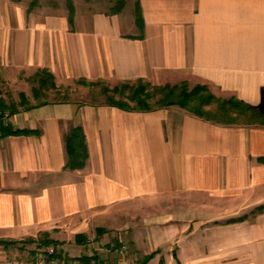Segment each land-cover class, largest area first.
<instances>
[{"label":"crops","instance_id":"0c3cea01","mask_svg":"<svg viewBox=\"0 0 264 264\" xmlns=\"http://www.w3.org/2000/svg\"><path fill=\"white\" fill-rule=\"evenodd\" d=\"M67 1L0 0V79L200 84L264 109V0H131L127 16L125 0L115 14L70 0L73 24ZM9 115L31 134L0 138V241L100 237L107 262L91 264H116L122 243L138 264H264V126L76 100ZM77 127L88 157L72 171L65 137ZM21 251L0 246V264Z\"/></svg>","mask_w":264,"mask_h":264},{"label":"trees","instance_id":"16d2710c","mask_svg":"<svg viewBox=\"0 0 264 264\" xmlns=\"http://www.w3.org/2000/svg\"><path fill=\"white\" fill-rule=\"evenodd\" d=\"M123 7L124 0H118L115 7L111 9V13L115 14ZM67 8L68 21L70 24H73L74 10L70 0L67 1ZM135 22L140 32H142L143 20L138 4L135 7ZM32 78L38 84L39 90L47 86L52 89L55 88L53 76L46 71H39ZM76 84L83 87L102 86L101 93L105 98L104 103L126 111L146 112L156 108L177 107L197 118L216 124L264 126V113H261L259 108L252 107L234 98L219 99L205 85H197L192 89H189L185 83L151 86L142 80H137L134 83H121L114 87H108L102 83H87L85 81H78ZM20 100L18 107L24 106L26 103L23 94H20ZM93 102L96 101L93 100ZM16 108L17 106L13 104L7 106L5 101L0 98L1 111L11 114ZM27 134H31V132L13 131L10 127H7L1 129L0 138ZM65 152L67 157L65 167L67 169L73 171L84 167L88 152L81 128H74L65 137ZM47 236L45 234L43 235V239L29 238L21 242L0 241V246L7 248L20 244L23 248L28 245H34L35 250L46 249L49 246L56 248L59 242ZM74 240L77 245H83L87 242V238L84 235H76ZM55 256L60 258L59 253L55 252ZM65 260H69V258ZM74 260L81 264H91L92 261H96V257H80Z\"/></svg>","mask_w":264,"mask_h":264},{"label":"rangeland","instance_id":"374dc122","mask_svg":"<svg viewBox=\"0 0 264 264\" xmlns=\"http://www.w3.org/2000/svg\"><path fill=\"white\" fill-rule=\"evenodd\" d=\"M44 1V0H43ZM75 9L77 12H83L85 8V0H74ZM118 0H90L93 8L98 10L108 11L110 8L115 7ZM49 2L61 3V7L66 9V0H46ZM126 6L123 11V15L127 16L129 14L133 15L134 6L131 0H125ZM55 88L52 89L47 86L44 89L39 90L38 84L33 80L32 77L25 80H21L16 83H6L0 79V98L5 101L8 106L10 104L16 105L18 107L20 103V93L25 96V105L35 104L40 101H81L84 103H104V96L102 95V86L98 87H83L76 83H70L67 85H60L56 82ZM189 89L197 86H191L185 83ZM200 85V84H198ZM153 86V85H151ZM209 89V88H208ZM36 90V92H34ZM210 90V89H209ZM210 92L219 99H226L222 95L214 94L211 90ZM95 100L96 102H93ZM105 104V103H104ZM261 113H264V109H259ZM52 236V235H51ZM48 237V236H47ZM49 238V237H48ZM36 239H43V235H39ZM51 239L57 240L59 245L54 248L53 246L47 247V249H52L56 253H59L61 259H76L80 257H96V260L107 262L105 259L107 253V244L101 240L100 237H95L85 242L83 245H77L74 240V236L69 233H62L61 235H53ZM21 255L15 256H28L30 252L35 250L34 245H28L22 248Z\"/></svg>","mask_w":264,"mask_h":264},{"label":"built area","instance_id":"2783aa9c","mask_svg":"<svg viewBox=\"0 0 264 264\" xmlns=\"http://www.w3.org/2000/svg\"><path fill=\"white\" fill-rule=\"evenodd\" d=\"M9 113L0 110V131L1 129L10 127L9 125ZM110 250V249H109ZM108 250V251H109ZM121 256V260L116 264H138L134 258H127V246L120 244L118 247L113 248L111 251ZM7 264H81L74 259H61L55 256V252L52 249L37 250L35 253L28 256H14L10 258Z\"/></svg>","mask_w":264,"mask_h":264}]
</instances>
